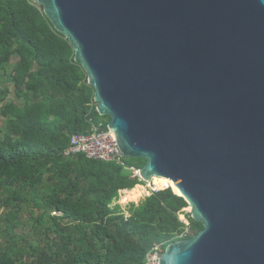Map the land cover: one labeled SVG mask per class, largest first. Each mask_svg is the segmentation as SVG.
Wrapping results in <instances>:
<instances>
[{"label":"water","instance_id":"1","mask_svg":"<svg viewBox=\"0 0 264 264\" xmlns=\"http://www.w3.org/2000/svg\"><path fill=\"white\" fill-rule=\"evenodd\" d=\"M141 181L202 228L159 264H264V0H33ZM155 191V190H152Z\"/></svg>","mask_w":264,"mask_h":264},{"label":"trees","instance_id":"2","mask_svg":"<svg viewBox=\"0 0 264 264\" xmlns=\"http://www.w3.org/2000/svg\"><path fill=\"white\" fill-rule=\"evenodd\" d=\"M13 56L15 101L0 109V264H142L153 244L202 228L189 213L179 220L189 208L170 188L140 202L146 186L118 164L63 155L70 136L101 116L68 41L27 0H0V68ZM125 198L137 204L123 208ZM24 213L27 234L16 230Z\"/></svg>","mask_w":264,"mask_h":264},{"label":"built area","instance_id":"3","mask_svg":"<svg viewBox=\"0 0 264 264\" xmlns=\"http://www.w3.org/2000/svg\"><path fill=\"white\" fill-rule=\"evenodd\" d=\"M27 1L30 4L35 5L33 0ZM89 122L90 126L86 133L72 134L70 136L68 146L64 149L63 155L68 157L81 153L89 159L114 162L123 169L129 171L131 178L135 177L138 182H142L138 173V168L127 165L125 158L119 154L114 134L107 127V121L104 119H97L95 121L89 120ZM147 184L148 183H146L145 186L146 189L149 190L150 187ZM119 191L118 199L120 195ZM150 192H152V190L147 192V195H149ZM128 203L130 202H127L126 204H119L124 208V206ZM125 216H128V214L126 213ZM179 220L184 224H187V221L184 218H179ZM186 231L187 228H185L179 237L184 236ZM163 249L164 247L162 246V243L153 244L145 253L142 264H159V257H157V253H161Z\"/></svg>","mask_w":264,"mask_h":264},{"label":"rangeland","instance_id":"4","mask_svg":"<svg viewBox=\"0 0 264 264\" xmlns=\"http://www.w3.org/2000/svg\"><path fill=\"white\" fill-rule=\"evenodd\" d=\"M16 60H17V57L16 56H13L10 59L9 63L5 64L2 68H0V92H5L6 93V95L4 97H3V94L0 93V109H1V107L6 102H8V101H15L14 95H13V92H12V83L9 80V78H10V75H11V71H12L14 62ZM98 119H104L105 121H108V117L107 116H101ZM5 120L6 119L0 115V136H2L3 130L5 128ZM155 182H156V180H152V181L149 180L147 182L148 183L147 185L150 187V189L148 190V192L151 189L152 190H155L153 188H156L157 189V188H161L162 187V186L155 185ZM142 183L145 186L146 183L145 184H144V182H142ZM162 188H166V187H162ZM39 193H41V192H39ZM147 194H145V195L142 196V198L140 199V202H141L142 199H144L145 196H147ZM124 200L126 202H129V201L126 200V198ZM129 204L136 205L137 203L130 202ZM3 209H4L3 207H0V224L2 222V219L4 218ZM189 210H190V208L189 209L183 208L179 212L178 217H179V215H181L184 218V215L187 214V213H189ZM27 218H28V213H24L22 215L20 221H19L18 228L16 229L17 232H20L22 234H27V232H30L31 227H30V224L26 221Z\"/></svg>","mask_w":264,"mask_h":264},{"label":"bare ground","instance_id":"5","mask_svg":"<svg viewBox=\"0 0 264 264\" xmlns=\"http://www.w3.org/2000/svg\"><path fill=\"white\" fill-rule=\"evenodd\" d=\"M155 185L170 188L174 194L179 195L165 180H156Z\"/></svg>","mask_w":264,"mask_h":264},{"label":"crops","instance_id":"6","mask_svg":"<svg viewBox=\"0 0 264 264\" xmlns=\"http://www.w3.org/2000/svg\"><path fill=\"white\" fill-rule=\"evenodd\" d=\"M124 190H126V189H124ZM122 190H120V192H121Z\"/></svg>","mask_w":264,"mask_h":264}]
</instances>
